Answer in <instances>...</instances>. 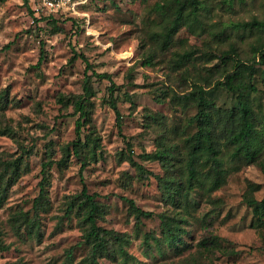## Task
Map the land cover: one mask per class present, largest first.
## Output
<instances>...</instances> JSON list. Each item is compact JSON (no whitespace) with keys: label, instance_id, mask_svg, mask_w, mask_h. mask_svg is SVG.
<instances>
[{"label":"rangeland","instance_id":"374dc122","mask_svg":"<svg viewBox=\"0 0 264 264\" xmlns=\"http://www.w3.org/2000/svg\"><path fill=\"white\" fill-rule=\"evenodd\" d=\"M74 1L73 10L48 18V13L35 11V0L30 2V8L25 0H0V94L6 93L0 128L9 127L13 132L12 136L0 135V155L16 157L18 144L33 146L28 172L11 187L0 206V246L6 248L0 247V264H84L88 250L77 247L82 241L77 216L65 214L83 184L106 206L98 226L127 235L126 250L133 257L128 264H264V229L250 227L251 211L243 201L249 184L258 185L252 196L264 199V170L256 163L234 166L225 160V183L215 191L197 189L191 195L194 206L187 223L182 225V237L188 246L182 253L165 247L159 252L151 243L152 251L147 254L142 243L145 233L160 236L157 215L175 213L174 208L162 202L155 180L164 172L158 162L147 156L157 150L158 140L176 144L182 154V135L195 131L193 126H184L196 109L173 105L170 97L190 91L193 82L212 89L222 80V73L230 71L234 59L253 62L255 48L264 44V30L250 31L233 25L264 21V0H234L231 5L228 0H204L206 10L200 15L204 31L190 34L180 29L163 52L150 39L152 33L161 31L160 19L153 11L160 0ZM40 17L46 18L39 20ZM41 49L44 60L36 67ZM231 49L235 55H230L223 67L220 57ZM73 53L85 56L91 66L87 73L80 58L70 62ZM184 54L190 59L180 62ZM149 56L151 65L144 63ZM263 70L262 65L255 66L252 79L257 89L252 95V109L261 121ZM93 72L109 74L116 86L114 96L125 138L118 135L114 112L107 104L109 82L94 77ZM86 75L90 76L94 94L90 98L91 123L83 128L82 137L94 132L93 137L99 138L97 158L88 160L82 170L81 163L73 157L61 169L53 165L47 187L49 209L38 217L39 236L29 237L23 230L16 234L12 217L20 212L32 215L41 163L50 152L52 160L58 161L63 148L75 139L76 117L70 116L73 109L60 104L58 97L82 94ZM209 97L223 109L235 104L234 95L222 89L212 91ZM129 157L153 175L139 180ZM120 197L153 213L151 219H143L139 233ZM212 236L221 239L222 251L198 246L202 239ZM70 248L72 261L67 262ZM98 264L122 261L120 257L102 258Z\"/></svg>","mask_w":264,"mask_h":264},{"label":"trees","instance_id":"16d2710c","mask_svg":"<svg viewBox=\"0 0 264 264\" xmlns=\"http://www.w3.org/2000/svg\"><path fill=\"white\" fill-rule=\"evenodd\" d=\"M32 0H25V4L30 8ZM146 2V0H131ZM154 4L153 11L160 19L161 31L152 33L150 39L156 44L159 51L167 50L173 37L178 31L184 28L190 34H197V31H204V24L200 21V15L206 10L204 0H160ZM234 0H228L231 5ZM243 1V0H240ZM34 16L33 11H31ZM56 14H49L53 17ZM46 17L38 18L43 19ZM37 18L34 20L37 22ZM242 29L264 30V21L252 20L245 23L233 25ZM6 45L4 48H8ZM256 57L253 62L246 64L239 59H234L232 68L228 72L222 73V80H218L212 89H206L199 82L191 84V90L184 93H174L170 97L173 105L187 108L189 106L196 109V113L187 119L184 128L194 127L192 134H183V153L181 154L176 144H166L163 140L157 141V150L152 156H147L158 162L163 170V176H155L157 186L161 193V200L165 205L175 209L174 215H157L160 222V236L154 234H143L142 243L144 251L148 254L154 246L161 252L165 247L177 254L182 253L188 245L185 244L182 234L183 224L187 223L194 204L191 202V195L202 189L206 193L219 189L226 181L228 170L225 168V160L231 165L257 164L264 170V119L261 121L254 115L252 109V95L257 92L252 83L255 66L264 67V44L255 48ZM235 55V50L231 49L220 57L222 66L227 65V58ZM80 58L86 65L85 73L91 69L85 56L73 53L70 62ZM187 54L179 57V61H189ZM255 59H258L256 61ZM44 60V51L41 49L36 67H39ZM152 64L149 56L144 62ZM264 73V70H263ZM92 75L98 79L109 82L107 87V104L115 115V124L119 136H122L121 114L117 107L114 96L116 86L107 73ZM248 76V80L245 78ZM264 81V79H263ZM222 89L228 94L234 95L235 104L228 109L220 108L209 97L212 91ZM94 92L91 86L90 76L86 75V82L83 84L82 94L59 96L58 102L64 106L71 105L70 116L75 119V139L69 146L63 148V156L58 160L49 157L41 163V179L38 183V196L33 200L32 215L28 213L12 217V228L16 234L23 230L29 237L39 236V213L49 209V198L47 187L49 186V173L53 165L61 169L66 165L71 157L81 163V170L87 161L96 160L97 150L100 147L99 138L93 137L94 132H90L82 137V130L91 123V102L90 98ZM6 106V93L0 94V111ZM92 127V126H91ZM0 135L12 136V129L9 127L0 128ZM123 137V136H122ZM125 138V137H123ZM19 145V155L16 157H2L0 155V206L6 201L11 187L20 177L29 170V158L33 154V146L27 148ZM129 147V144H127ZM51 149V148H49ZM130 150V147L128 148ZM129 163L134 166L139 180L148 179L153 174L144 170L136 164L132 158H128ZM258 189V185L249 184L248 191L243 196V201L251 211L252 220L250 227L256 230L264 229V199L257 200L252 196V192ZM97 194H89L85 187L79 196H76L68 203L65 214H75L82 231V241L77 247H87V256L83 260L84 264H98L102 258L116 259L120 257L122 264H128L132 260L126 247L129 240L126 234H121L113 230H106L98 226L97 221L102 219L106 213V206L98 201ZM127 205V212L134 219V229L140 232L143 219H151L152 212L144 211L136 204L126 198H119ZM224 241V240H222ZM221 239L215 236L202 239L198 246L207 251L212 249L221 250ZM153 243V246L151 245ZM184 244L186 246H184ZM1 249H6L0 246ZM72 250L70 248L66 254V261H72ZM226 253L227 249L223 250ZM232 253L233 251H228Z\"/></svg>","mask_w":264,"mask_h":264},{"label":"built area","instance_id":"2783aa9c","mask_svg":"<svg viewBox=\"0 0 264 264\" xmlns=\"http://www.w3.org/2000/svg\"><path fill=\"white\" fill-rule=\"evenodd\" d=\"M37 8L36 12H44L48 14L65 13L73 10L76 3L74 0H35Z\"/></svg>","mask_w":264,"mask_h":264}]
</instances>
